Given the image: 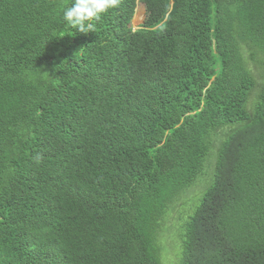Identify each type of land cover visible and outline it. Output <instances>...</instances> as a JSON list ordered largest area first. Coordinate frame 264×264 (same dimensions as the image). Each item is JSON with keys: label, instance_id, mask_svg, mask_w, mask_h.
<instances>
[{"label": "trees", "instance_id": "16d2710c", "mask_svg": "<svg viewBox=\"0 0 264 264\" xmlns=\"http://www.w3.org/2000/svg\"><path fill=\"white\" fill-rule=\"evenodd\" d=\"M71 2L0 0V264H264V0Z\"/></svg>", "mask_w": 264, "mask_h": 264}, {"label": "clouds", "instance_id": "9594fccd", "mask_svg": "<svg viewBox=\"0 0 264 264\" xmlns=\"http://www.w3.org/2000/svg\"><path fill=\"white\" fill-rule=\"evenodd\" d=\"M119 3L120 0H72L71 4L63 9V20L68 26L87 33L93 31L94 21L98 20L109 9L118 7ZM140 26L136 30L140 29Z\"/></svg>", "mask_w": 264, "mask_h": 264}, {"label": "rangeland", "instance_id": "374dc122", "mask_svg": "<svg viewBox=\"0 0 264 264\" xmlns=\"http://www.w3.org/2000/svg\"><path fill=\"white\" fill-rule=\"evenodd\" d=\"M137 16H138V19H137ZM142 19H144V8L141 4L137 3L135 13L130 23V26L133 28V30H136L137 27L140 26V24L142 23ZM183 204H184V209H183L184 211L187 208L186 204L182 203L181 200L176 203V207L179 211H182ZM174 224H176V222L172 221L170 223L168 222L167 224H165V226L169 227Z\"/></svg>", "mask_w": 264, "mask_h": 264}]
</instances>
